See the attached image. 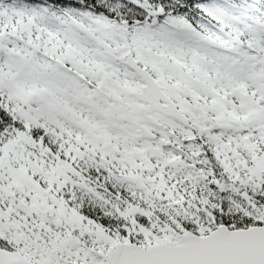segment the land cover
Instances as JSON below:
<instances>
[{
  "label": "snow or ice",
  "instance_id": "snow-or-ice-1",
  "mask_svg": "<svg viewBox=\"0 0 264 264\" xmlns=\"http://www.w3.org/2000/svg\"><path fill=\"white\" fill-rule=\"evenodd\" d=\"M0 264H264V0H0Z\"/></svg>",
  "mask_w": 264,
  "mask_h": 264
}]
</instances>
